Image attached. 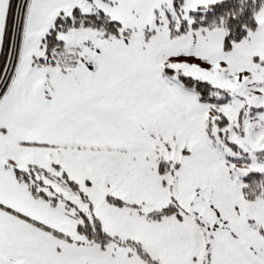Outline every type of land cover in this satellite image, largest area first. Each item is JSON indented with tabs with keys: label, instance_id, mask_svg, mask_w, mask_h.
Returning <instances> with one entry per match:
<instances>
[{
	"label": "snow or ice",
	"instance_id": "6c2138e0",
	"mask_svg": "<svg viewBox=\"0 0 264 264\" xmlns=\"http://www.w3.org/2000/svg\"><path fill=\"white\" fill-rule=\"evenodd\" d=\"M0 264H264V0H0Z\"/></svg>",
	"mask_w": 264,
	"mask_h": 264
}]
</instances>
